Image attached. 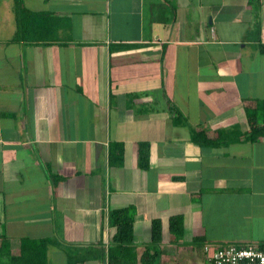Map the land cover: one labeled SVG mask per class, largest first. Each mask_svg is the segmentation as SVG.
<instances>
[{"label": "crops", "instance_id": "obj_1", "mask_svg": "<svg viewBox=\"0 0 264 264\" xmlns=\"http://www.w3.org/2000/svg\"><path fill=\"white\" fill-rule=\"evenodd\" d=\"M18 1L38 16L16 33L14 0L0 2L1 261L30 264L54 240L42 264H109L123 209L124 264L264 244V137L246 135L264 100V0Z\"/></svg>", "mask_w": 264, "mask_h": 264}, {"label": "trees", "instance_id": "obj_2", "mask_svg": "<svg viewBox=\"0 0 264 264\" xmlns=\"http://www.w3.org/2000/svg\"><path fill=\"white\" fill-rule=\"evenodd\" d=\"M13 11L15 14L16 25H17L16 33H19L22 30V28H25L34 16L35 17L38 16L37 14L35 15L34 13H31L27 11L26 9H23L21 5L19 4L18 0H14ZM261 51H264V47H261ZM249 114L250 115L247 120L248 129L246 131V135H247V139L253 142L259 138L264 137V100L256 102V106L254 110ZM192 140L199 145L219 144V143H214L213 141H210L201 132H195L193 134ZM140 157H141L140 159L141 167L142 168L148 167L147 166L148 165L147 144L141 145ZM108 221H109V225L116 227V233L113 238V242L116 245L108 251V255H107L108 263L109 264H124V263L133 262L132 256L135 259V253L132 252V249H131L133 233H132V220H131V217L129 216V211L127 209L110 211L108 215ZM168 231L169 233L177 237L181 236L182 231H183V222L180 216H174L169 219ZM151 232H152V236H151L152 241L156 242L157 240H159L160 227H159L158 221L152 222ZM51 244H54V240L36 241L35 246L33 248V249H36V251L32 254V257H30V261L28 262L30 264L31 263L32 264H42L43 263L42 261L46 257V249ZM258 246L261 248V250H264V244L258 245ZM202 250L204 251L203 263H205V261L208 258V254H207V251H205V247H203ZM126 256L128 257V259H125ZM101 257L103 256L101 255ZM151 260L152 259L149 255V250L146 249L142 254L141 261L144 263H150ZM10 261L15 262L14 264H20L21 262H23L15 258L10 259ZM0 264H8V263L0 260Z\"/></svg>", "mask_w": 264, "mask_h": 264}, {"label": "built area", "instance_id": "obj_3", "mask_svg": "<svg viewBox=\"0 0 264 264\" xmlns=\"http://www.w3.org/2000/svg\"><path fill=\"white\" fill-rule=\"evenodd\" d=\"M208 258L203 264H264V250L258 245H223L205 247Z\"/></svg>", "mask_w": 264, "mask_h": 264}, {"label": "rangeland", "instance_id": "obj_4", "mask_svg": "<svg viewBox=\"0 0 264 264\" xmlns=\"http://www.w3.org/2000/svg\"><path fill=\"white\" fill-rule=\"evenodd\" d=\"M0 2H2V0H0Z\"/></svg>", "mask_w": 264, "mask_h": 264}]
</instances>
